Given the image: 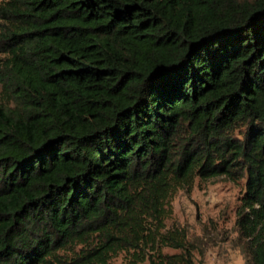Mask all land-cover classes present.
Instances as JSON below:
<instances>
[{
  "label": "trees",
  "instance_id": "obj_1",
  "mask_svg": "<svg viewBox=\"0 0 264 264\" xmlns=\"http://www.w3.org/2000/svg\"><path fill=\"white\" fill-rule=\"evenodd\" d=\"M0 85V264H196L220 176L264 264V0H0Z\"/></svg>",
  "mask_w": 264,
  "mask_h": 264
},
{
  "label": "rangeland",
  "instance_id": "obj_2",
  "mask_svg": "<svg viewBox=\"0 0 264 264\" xmlns=\"http://www.w3.org/2000/svg\"><path fill=\"white\" fill-rule=\"evenodd\" d=\"M1 86V85H0ZM244 180L232 182L224 176L197 179L192 188L179 189L173 199V213L167 225L185 227L194 242L196 264H246L234 245L238 236L236 211L244 192ZM170 253L178 249L166 248ZM122 255L112 264H122Z\"/></svg>",
  "mask_w": 264,
  "mask_h": 264
}]
</instances>
